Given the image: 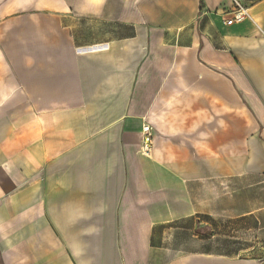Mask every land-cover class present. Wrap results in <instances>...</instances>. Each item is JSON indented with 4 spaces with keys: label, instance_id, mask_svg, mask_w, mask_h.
Returning <instances> with one entry per match:
<instances>
[{
    "label": "crops",
    "instance_id": "1",
    "mask_svg": "<svg viewBox=\"0 0 264 264\" xmlns=\"http://www.w3.org/2000/svg\"><path fill=\"white\" fill-rule=\"evenodd\" d=\"M236 1L0 0V264H263L264 0Z\"/></svg>",
    "mask_w": 264,
    "mask_h": 264
},
{
    "label": "rangeland",
    "instance_id": "2",
    "mask_svg": "<svg viewBox=\"0 0 264 264\" xmlns=\"http://www.w3.org/2000/svg\"><path fill=\"white\" fill-rule=\"evenodd\" d=\"M236 178V177H235ZM234 179V178H233ZM232 180V177L231 179ZM247 181V185L248 184H252L251 182L253 181L251 178L247 177L246 178ZM236 189V187H235ZM229 191L231 194L233 193L234 189L232 187V185L230 186L229 190H226V192ZM218 194L221 195L222 191L221 189L218 191ZM205 202H206V189L204 187H199V198H198V203H199V208L204 212L205 211ZM199 221H198V232H199V237H198V244L199 247L200 246H216L218 248L219 245H221V237L216 238V240L214 239V241H212L211 238V226L207 227L206 223H205V214H199ZM231 223L233 224V233L234 236L238 237V235H240L239 233H241V238L243 241H240L239 243L241 245H247L248 247H253L255 245V241L253 240V233H251L250 231L247 230V232L243 233L239 232L238 228H237V223L236 221L232 220ZM244 236H247L248 238H244ZM241 258H254V259H259V260H263L264 259V250L259 249L255 252L252 253H243L241 254Z\"/></svg>",
    "mask_w": 264,
    "mask_h": 264
},
{
    "label": "built area",
    "instance_id": "3",
    "mask_svg": "<svg viewBox=\"0 0 264 264\" xmlns=\"http://www.w3.org/2000/svg\"><path fill=\"white\" fill-rule=\"evenodd\" d=\"M236 9L231 13V18L225 20V24L231 26L235 23L242 22L246 13L241 8L240 4L235 0ZM143 141L141 147L142 155L149 157L153 149V127L146 123L142 127Z\"/></svg>",
    "mask_w": 264,
    "mask_h": 264
},
{
    "label": "water",
    "instance_id": "4",
    "mask_svg": "<svg viewBox=\"0 0 264 264\" xmlns=\"http://www.w3.org/2000/svg\"><path fill=\"white\" fill-rule=\"evenodd\" d=\"M263 264H264V262H263Z\"/></svg>",
    "mask_w": 264,
    "mask_h": 264
}]
</instances>
